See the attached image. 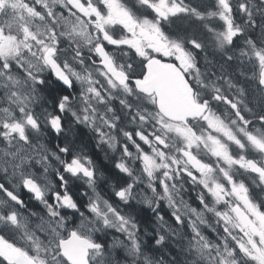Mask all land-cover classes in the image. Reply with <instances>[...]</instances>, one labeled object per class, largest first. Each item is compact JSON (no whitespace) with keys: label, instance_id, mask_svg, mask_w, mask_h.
<instances>
[{"label":"snow or ice","instance_id":"obj_1","mask_svg":"<svg viewBox=\"0 0 264 264\" xmlns=\"http://www.w3.org/2000/svg\"><path fill=\"white\" fill-rule=\"evenodd\" d=\"M0 264H264V0H0Z\"/></svg>","mask_w":264,"mask_h":264},{"label":"flooded vegetation","instance_id":"obj_2","mask_svg":"<svg viewBox=\"0 0 264 264\" xmlns=\"http://www.w3.org/2000/svg\"><path fill=\"white\" fill-rule=\"evenodd\" d=\"M86 142H90V141H88V140L86 139ZM91 142H92V146H93V148H94L95 151L99 154V158H97L96 155H93L94 158H95V161H96L97 164L100 166V168H101L103 171L106 172V167H105V165H108V162H107V163L105 162V157H104L103 153H102L98 148L95 147V143H94V141H91ZM109 169H110V167H109ZM106 173H107V172H106ZM107 188H108V187L105 186V187H104V190H106Z\"/></svg>","mask_w":264,"mask_h":264},{"label":"trees","instance_id":"obj_3","mask_svg":"<svg viewBox=\"0 0 264 264\" xmlns=\"http://www.w3.org/2000/svg\"><path fill=\"white\" fill-rule=\"evenodd\" d=\"M87 144H88V149L87 150H89V151H91V153L93 154V155H96V157L97 158H99V154L95 151V149L93 148V146H92V142L90 141V142H86ZM105 167H106V172L108 173V174H111V175H115V172H109V167H110V169L112 168V166H110L109 164L108 165H105ZM108 187V186H107Z\"/></svg>","mask_w":264,"mask_h":264},{"label":"rangeland","instance_id":"obj_4","mask_svg":"<svg viewBox=\"0 0 264 264\" xmlns=\"http://www.w3.org/2000/svg\"><path fill=\"white\" fill-rule=\"evenodd\" d=\"M75 189H76V188H73V191L76 192L77 194H79L78 191H76Z\"/></svg>","mask_w":264,"mask_h":264}]
</instances>
